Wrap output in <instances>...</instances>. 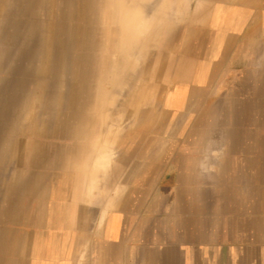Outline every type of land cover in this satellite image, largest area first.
I'll use <instances>...</instances> for the list:
<instances>
[{"label":"crops","instance_id":"1","mask_svg":"<svg viewBox=\"0 0 264 264\" xmlns=\"http://www.w3.org/2000/svg\"><path fill=\"white\" fill-rule=\"evenodd\" d=\"M129 1L0 0V31L30 24L14 45H66L40 67L50 85L36 92H53L78 39L132 44L118 27ZM168 1L182 31L156 140L127 148L120 182L103 180L78 132L0 150V264H264V0Z\"/></svg>","mask_w":264,"mask_h":264},{"label":"rangeland","instance_id":"2","mask_svg":"<svg viewBox=\"0 0 264 264\" xmlns=\"http://www.w3.org/2000/svg\"><path fill=\"white\" fill-rule=\"evenodd\" d=\"M128 3V9L119 14L118 27L122 30L121 35L133 37L128 40L132 44H109L105 40L107 32L103 31L102 44L94 45L93 40L83 32L87 39L80 38L77 44L70 45L71 64L65 73L64 82L59 81L62 86L52 88L54 93L46 92L47 89H41V93L36 92L44 86L45 81L49 83L40 67L45 65L42 61L46 54L50 57L51 47L46 48L37 43L35 47L13 44V41L19 43V38H22L23 43L31 36V32V37H34L36 30H32L30 24L26 25L27 30L20 31L19 27H11V24L6 25V29H1V151L10 153L12 149L17 150L15 144L17 145V137L21 135L28 139H44L49 135L43 133L44 121H48L46 132L53 129L50 121L57 123L56 128L54 125V139H67L70 132L81 134V126H85L82 121L86 117L89 119V129L85 126L86 135L79 141L85 144L92 165L102 173L103 180L107 179L109 182L111 176H117L118 182L121 181L127 148L134 145L136 153L147 149L148 143L156 140L153 139V130L157 128V120L163 117L161 109L168 88L177 79L174 77V43L182 31L177 28L178 20L175 16L179 5L172 1L130 0ZM107 15L102 14V27L111 22L108 19L114 18L113 13L108 17ZM94 23V20H87L86 28ZM77 57L80 58L73 62V58ZM81 74L86 75L83 86L77 83L78 79H74L75 75ZM71 87H74L75 92L67 93ZM37 96L40 105L33 102V98ZM53 100H60L57 111L52 110ZM36 112H41V116L35 121L33 115ZM55 112L59 114L53 120ZM63 113L66 119L62 122ZM142 129H149V137L141 134ZM3 160L0 157V162ZM22 160L28 162L24 154ZM15 161L17 159L9 158V154L5 158L6 166H13ZM115 165L118 166V174L110 175L111 167ZM6 171V182H9V166ZM26 177L27 175L22 174L18 180L25 181ZM10 180H14L13 174Z\"/></svg>","mask_w":264,"mask_h":264},{"label":"bare ground","instance_id":"3","mask_svg":"<svg viewBox=\"0 0 264 264\" xmlns=\"http://www.w3.org/2000/svg\"><path fill=\"white\" fill-rule=\"evenodd\" d=\"M141 16H142V13H141ZM130 20H131V19H130ZM148 21H149V20H148ZM133 22H134V21H133ZM126 24H127V23H126ZM124 25H125V24H124ZM129 27H130V26H129ZM142 27H143V26H142ZM124 28H125V26H124ZM130 28H131V27H130ZM128 29H129V28H128ZM57 30H58V29L55 28V31H54V32H51L50 38L53 36V34H55V32H56ZM132 33H133V32H132ZM145 34H146V33H145ZM46 36H47V35H46ZM47 37H48V36H47ZM136 37H137V36H136ZM16 38H17V37H16ZM48 38H49V37H48ZM132 38H133V37H132ZM46 39H47V38H46ZM37 44L40 45V46H48V47L50 46V47H52V48H54V49L59 48V49H63V50H65L64 48H65V46H66V45H55V44H53V45L50 44V45H49V44H43V43H39V42H37ZM129 47H130V46H129ZM127 48H128V47H127ZM131 52H132V51H131ZM129 53H130V52H129ZM52 54H53V51H52L51 54H50V56H52V58L56 57V55L53 56ZM48 55H49V54H48ZM130 55H131V54H130ZM126 56H129V55H126ZM46 57H47V54H46ZM48 57H49V56H48ZM59 58H60V57H59ZM79 58H80V57L73 58V59H74L73 62H76ZM49 59H50V58H46V59H45V62L48 61ZM62 59H63L62 61H66V60H67V59L64 60V57H62ZM56 61H57V59H53V62H56ZM257 63H258V62H257ZM257 63H256V64H257ZM76 65H77V64H76ZM45 66H46V65H45ZM56 66H57L58 68H61V69H62V66H61V67L58 66V63L56 64ZM64 66H65V64L63 63V67H64ZM74 67H77V66H74ZM47 68L49 69V67H47ZM61 76H62V75H61ZM63 77H65V75H63ZM131 78H133L132 75H131ZM45 85H50V83H46ZM38 101H39V100L35 101V103H37V105H40ZM59 102H60V100H56L55 102H52V103H54V104H52V110H54V111H57V110H58L57 108H59V106H60V103H59ZM58 104H59V106H58ZM36 107H37V106H36ZM36 107H34V109H35ZM155 107H156V106H155ZM33 111H34V110H33ZM38 111H39V110H38ZM146 111H147V110H146ZM29 112H30V111H29ZM40 113H41V112H36V113L33 115V116H34L33 118L35 119V121L38 120V119H37L38 116H41ZM56 114L58 115L59 112H58V113H56V112L53 113V115H52L53 120H54V118L56 117ZM144 114H145V113H144ZM144 114H143L142 116H144ZM139 115H141V113H140ZM139 115H138V117H140ZM30 116H31V115H29V118H30ZM138 117H137V118H138ZM31 118H32V117H31ZM61 118H63V119H62V122H63V121L65 120V117H64V116L62 117V115H61ZM143 118H144V117H143ZM76 120H78V119H76ZM84 120L86 121V124L84 123ZM84 120L82 121V123H84V125L86 126L87 129H89V128H88V125H87V122H89V121H88L89 119L85 117ZM50 122L52 123V125L50 124L51 127H53L52 130H54V125H55V128H56V124H57V123H55V121H50ZM47 126H48V121H44L43 124H42V127H43V129H45V131H46V129H47ZM85 126H83V127L81 126V129H82V132H83V133H81V135H86V134H85ZM38 133H39V132H38ZM117 139H118V138H117ZM87 216H88V214H87Z\"/></svg>","mask_w":264,"mask_h":264}]
</instances>
